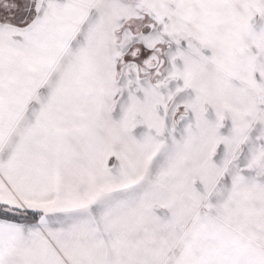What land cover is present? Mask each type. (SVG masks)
I'll return each instance as SVG.
<instances>
[{
  "label": "snow or ice",
  "instance_id": "1",
  "mask_svg": "<svg viewBox=\"0 0 264 264\" xmlns=\"http://www.w3.org/2000/svg\"><path fill=\"white\" fill-rule=\"evenodd\" d=\"M0 264H264V0H0Z\"/></svg>",
  "mask_w": 264,
  "mask_h": 264
}]
</instances>
